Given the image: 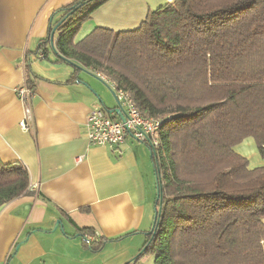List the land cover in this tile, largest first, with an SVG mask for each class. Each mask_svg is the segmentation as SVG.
Listing matches in <instances>:
<instances>
[{
	"label": "trees",
	"instance_id": "trees-1",
	"mask_svg": "<svg viewBox=\"0 0 264 264\" xmlns=\"http://www.w3.org/2000/svg\"><path fill=\"white\" fill-rule=\"evenodd\" d=\"M107 1L59 10L54 60L105 75L142 116L161 120L159 145L149 148L160 213L128 264L146 253L153 264H264V165L250 168L234 150L250 136L264 157V0H172L137 28L96 26L76 40ZM72 65L70 80L80 70ZM32 192L26 167L0 160V207ZM77 229L92 250L115 240L90 242V230Z\"/></svg>",
	"mask_w": 264,
	"mask_h": 264
},
{
	"label": "crops",
	"instance_id": "crops-1",
	"mask_svg": "<svg viewBox=\"0 0 264 264\" xmlns=\"http://www.w3.org/2000/svg\"><path fill=\"white\" fill-rule=\"evenodd\" d=\"M73 1L0 0V160L24 165L35 186L0 207V264H49L54 252L61 253L55 264H97L95 253L108 244L126 242L125 253L139 252L152 225L151 150L129 137L115 149L89 145L87 117L102 107L97 97L107 109L117 107L105 81L88 69L92 74L79 70L70 80L75 67L55 61L49 42L46 57H40V43L60 20L59 10ZM170 1L108 0L80 30H131L150 9ZM24 82L34 88L27 131L19 126L23 103L16 93ZM234 150L250 168L264 165L252 137ZM57 220L62 230L52 231ZM77 226L90 230V242L101 236L115 240L92 250Z\"/></svg>",
	"mask_w": 264,
	"mask_h": 264
},
{
	"label": "built area",
	"instance_id": "built-area-1",
	"mask_svg": "<svg viewBox=\"0 0 264 264\" xmlns=\"http://www.w3.org/2000/svg\"><path fill=\"white\" fill-rule=\"evenodd\" d=\"M43 57V52H40ZM98 75L106 81L114 91L119 106L125 112V119L112 118L101 106L92 108L87 117V141L89 145H108L117 148L126 138L147 145L152 151L159 145L158 130L161 125L160 119L142 116L130 96L123 90H117L115 84L107 80L103 74ZM16 93L23 103V118L19 122L22 130L27 131L32 121L30 99L34 88L22 83L16 88ZM34 185L29 189L34 190Z\"/></svg>",
	"mask_w": 264,
	"mask_h": 264
},
{
	"label": "rangeland",
	"instance_id": "rangeland-1",
	"mask_svg": "<svg viewBox=\"0 0 264 264\" xmlns=\"http://www.w3.org/2000/svg\"><path fill=\"white\" fill-rule=\"evenodd\" d=\"M85 25L82 27V29L79 31L78 36L76 39L82 37L83 35L86 34L87 31H85ZM103 87L107 90L109 97L112 99L113 103H116V100L114 96L112 95L111 91L109 88L104 84L101 83ZM104 103V102H103ZM106 103H104L105 106ZM144 146V145H143ZM151 173H152V182L150 184L151 188V193L152 195L154 194V197L156 196V187H155V175H154V168L151 166ZM153 215H154V208H153ZM126 242H120V243H112L106 245L105 248H103L99 253H95L98 257V260L96 261L97 264H100L102 262H105L106 264H112L113 262H121L120 264H124L136 255L139 254L137 253H125V244ZM105 245V244H104ZM61 253L54 252L52 256L49 258L48 263L49 264H55L56 262L60 261V256ZM65 255L70 256V253H65ZM92 255V254H90ZM153 254L151 253H146L144 256H141L140 259L137 261L136 264H153Z\"/></svg>",
	"mask_w": 264,
	"mask_h": 264
},
{
	"label": "water",
	"instance_id": "water-1",
	"mask_svg": "<svg viewBox=\"0 0 264 264\" xmlns=\"http://www.w3.org/2000/svg\"><path fill=\"white\" fill-rule=\"evenodd\" d=\"M55 28H56V25L52 27V30L51 32L49 33V35L47 36V41L49 42L50 44V47L52 49V51L54 52V54H56V50L54 48V34H55ZM57 55V54H56ZM74 65H76L77 67H79L80 70L82 71H85L87 72L88 70H86L84 67L80 66L79 64H76V63H72ZM89 72V71H88ZM91 73V72H89ZM92 74V73H91ZM106 85V84H105ZM107 86V85H106ZM108 87V86H107ZM109 88V87H108ZM109 90L111 91L112 95L114 96L115 100H116V103H117V107H114V108H111V109H107V112L108 113H114L116 114L122 121H124L125 119V112L123 111V109L119 106L118 104V100L115 96V93L114 91L109 88ZM96 94V93H95ZM97 95V94H96ZM100 101V103L103 105V102L102 100L99 98V96L97 97ZM154 175H155V187H156V199L155 200H161V186H160V180L158 179L159 175H158V171H155L154 172ZM154 215H153V221H152V225H151V228L150 230L147 232V234H151L154 230V227L156 225V221L158 220V217H159V213H160V208L159 206L157 207L155 202H154ZM57 227H59L61 230H62V225L60 223L59 220L55 221L54 223V226L52 228V231H54ZM23 243V241L19 242L18 244H16L15 246V250L14 252L18 249V247ZM142 253V251H139V254L136 255L135 258H137L140 254ZM134 259L132 260H129L127 261L125 264H128L130 262H132Z\"/></svg>",
	"mask_w": 264,
	"mask_h": 264
}]
</instances>
